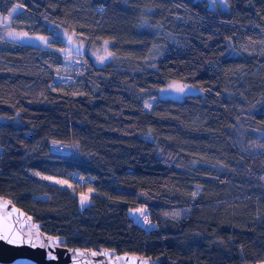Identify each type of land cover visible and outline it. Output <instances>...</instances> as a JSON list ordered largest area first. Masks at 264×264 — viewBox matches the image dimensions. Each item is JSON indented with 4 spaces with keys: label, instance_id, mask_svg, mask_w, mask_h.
I'll return each mask as SVG.
<instances>
[{
    "label": "trees",
    "instance_id": "1",
    "mask_svg": "<svg viewBox=\"0 0 264 264\" xmlns=\"http://www.w3.org/2000/svg\"><path fill=\"white\" fill-rule=\"evenodd\" d=\"M227 4L0 0L5 32L52 45L0 29V198L63 246L150 264H264V152L250 144L264 134V0ZM59 28L85 43L79 65L53 47ZM102 43L110 56L97 64L88 47ZM172 80L201 93L156 98Z\"/></svg>",
    "mask_w": 264,
    "mask_h": 264
},
{
    "label": "water",
    "instance_id": "2",
    "mask_svg": "<svg viewBox=\"0 0 264 264\" xmlns=\"http://www.w3.org/2000/svg\"><path fill=\"white\" fill-rule=\"evenodd\" d=\"M31 223V228L23 230ZM16 239L9 243L4 239ZM55 238L46 236L21 209L0 198V264H15L16 261H34L35 264H114L119 258L125 264H150L141 257L122 254L113 256L108 251H92L78 247L62 246ZM35 244L36 247L31 245ZM55 251L58 260L46 259L47 251Z\"/></svg>",
    "mask_w": 264,
    "mask_h": 264
},
{
    "label": "rangeland",
    "instance_id": "3",
    "mask_svg": "<svg viewBox=\"0 0 264 264\" xmlns=\"http://www.w3.org/2000/svg\"><path fill=\"white\" fill-rule=\"evenodd\" d=\"M209 5L211 7L214 6H219V7H225L228 8V4H227V0H206ZM19 8H21L20 6H14L11 11L10 14L16 12L19 10ZM10 16L7 17H0V29H1V33L3 37H6L8 39H11L12 41L18 43V44H31V45H35L36 43H38L42 48H52V45L50 43H48V39L45 37H37V36H31L29 34H25V33H21V32H16L13 30H8V31H4V28L6 26V24L8 23V18ZM57 35L59 36V39L62 41V45L61 46H57V45H53V47H55L57 50H63L62 53H67V57L66 61H64V64L66 66H70V65H79L82 61V54H84L85 51H87L86 49V45L85 43L79 42L75 39V37L70 34L69 32H67L66 30L59 28L57 31ZM106 43H102L100 44L98 47L97 46H93L88 47V52L92 55L94 61L97 64L103 63L106 60H108L110 53L107 50L106 47ZM201 93V91L197 88L194 87L192 85L186 84L184 82H180V81H176V80H172V81H168L162 88H160L157 91V97L156 98H168L171 100H181L183 96L187 95V94H199ZM154 99L151 100H147L146 102L143 103L144 107L146 110H151L152 108V104L154 103ZM0 121H4L3 118L0 117ZM254 137L258 138L255 141H250V144L252 146V149L257 150V151H263L264 152V143H261L262 138H264V134L263 133H255L253 135ZM245 136H243L244 138ZM51 149L55 152H59L62 154H69L72 152H76V146L74 143L72 144H61L58 142H51ZM46 180L51 183L54 184L56 186H59L61 188H67V189H72V186L69 184L68 181L62 179V178H57V177H52V176H48L45 177ZM92 190L91 189H87L85 190V192H83L82 194H78V199H79V203L81 205H85L90 201V195L92 194ZM145 211L144 207H140V206H134L131 207L129 209V213L130 215L133 217V219L146 226V227H153L154 224L152 222L149 223H144L141 219H140V215ZM31 223L27 226L24 227L23 230L29 229L31 228ZM61 245V244H60ZM63 246V245H62ZM114 264H125L124 261L122 259H118L115 261Z\"/></svg>",
    "mask_w": 264,
    "mask_h": 264
},
{
    "label": "snow or ice",
    "instance_id": "4",
    "mask_svg": "<svg viewBox=\"0 0 264 264\" xmlns=\"http://www.w3.org/2000/svg\"><path fill=\"white\" fill-rule=\"evenodd\" d=\"M4 239L8 240L9 243H15L16 239H18V238L9 239L7 236H5ZM56 243H57V241H53V244H56ZM31 246L36 247L35 244H32ZM46 259L49 261H56V260H58V257L56 255L55 251L50 250V251L46 252ZM15 264H35V262L34 261L20 260V261H16Z\"/></svg>",
    "mask_w": 264,
    "mask_h": 264
},
{
    "label": "built area",
    "instance_id": "5",
    "mask_svg": "<svg viewBox=\"0 0 264 264\" xmlns=\"http://www.w3.org/2000/svg\"><path fill=\"white\" fill-rule=\"evenodd\" d=\"M143 218H144V221H148V218H145L144 216H143Z\"/></svg>",
    "mask_w": 264,
    "mask_h": 264
}]
</instances>
